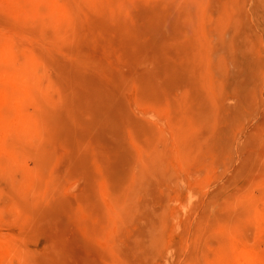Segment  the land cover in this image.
Instances as JSON below:
<instances>
[{"label": "rangeland", "instance_id": "1", "mask_svg": "<svg viewBox=\"0 0 264 264\" xmlns=\"http://www.w3.org/2000/svg\"><path fill=\"white\" fill-rule=\"evenodd\" d=\"M13 78L0 264H264V0H0ZM116 91L111 154L87 94Z\"/></svg>", "mask_w": 264, "mask_h": 264}, {"label": "bare ground", "instance_id": "2", "mask_svg": "<svg viewBox=\"0 0 264 264\" xmlns=\"http://www.w3.org/2000/svg\"><path fill=\"white\" fill-rule=\"evenodd\" d=\"M64 5V3H62ZM150 52V51H149ZM146 62L153 68L152 56L146 57ZM6 84V83H5ZM20 82L13 78L4 86H0V99L5 104L20 103L23 101L25 95L20 91ZM88 95V122L92 126V143L101 151L106 150L111 154L121 152L123 150V141L121 139L122 121L129 115L127 110L121 102L119 92H90ZM5 114L0 107V120L3 123L7 119L3 118ZM120 159L116 160V167L119 171ZM243 256L249 259L252 263L259 264L260 257L250 249L242 248ZM79 260L80 256L76 255Z\"/></svg>", "mask_w": 264, "mask_h": 264}]
</instances>
